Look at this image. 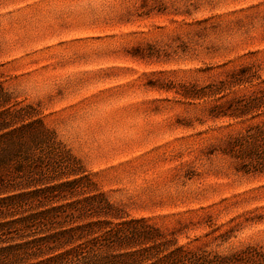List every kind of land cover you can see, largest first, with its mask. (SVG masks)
<instances>
[{
    "label": "rangeland",
    "instance_id": "rangeland-1",
    "mask_svg": "<svg viewBox=\"0 0 264 264\" xmlns=\"http://www.w3.org/2000/svg\"><path fill=\"white\" fill-rule=\"evenodd\" d=\"M0 83L54 132L52 183L83 180L55 204L103 196L73 225L144 222L129 250L264 252V169L226 148L264 119L232 103L264 94V0H0Z\"/></svg>",
    "mask_w": 264,
    "mask_h": 264
},
{
    "label": "trees",
    "instance_id": "trees-1",
    "mask_svg": "<svg viewBox=\"0 0 264 264\" xmlns=\"http://www.w3.org/2000/svg\"><path fill=\"white\" fill-rule=\"evenodd\" d=\"M235 116L264 104V94L235 101ZM31 104L16 105L0 83V261L3 264H264V252L210 256L202 249L177 247L160 254V243L129 250L149 227L139 220L106 228L104 221L73 225L102 195L65 201L84 193L82 179L53 182L48 168L56 152L54 132L41 119H30ZM227 152L239 162L237 169H264V119L248 126L227 142ZM48 167H47V166ZM78 211L76 213L75 211ZM115 250L117 252H111Z\"/></svg>",
    "mask_w": 264,
    "mask_h": 264
},
{
    "label": "snow or ice",
    "instance_id": "snow-or-ice-1",
    "mask_svg": "<svg viewBox=\"0 0 264 264\" xmlns=\"http://www.w3.org/2000/svg\"><path fill=\"white\" fill-rule=\"evenodd\" d=\"M0 264H3V261H0Z\"/></svg>",
    "mask_w": 264,
    "mask_h": 264
}]
</instances>
